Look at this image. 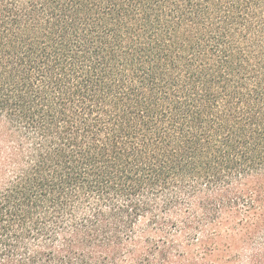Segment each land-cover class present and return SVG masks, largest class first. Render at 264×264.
<instances>
[{
  "label": "trees",
  "instance_id": "16d2710c",
  "mask_svg": "<svg viewBox=\"0 0 264 264\" xmlns=\"http://www.w3.org/2000/svg\"><path fill=\"white\" fill-rule=\"evenodd\" d=\"M0 264H264V0H0Z\"/></svg>",
  "mask_w": 264,
  "mask_h": 264
}]
</instances>
